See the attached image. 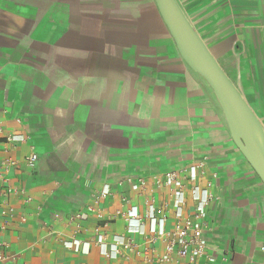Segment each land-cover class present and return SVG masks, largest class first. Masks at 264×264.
Returning <instances> with one entry per match:
<instances>
[{
	"label": "crops",
	"instance_id": "obj_1",
	"mask_svg": "<svg viewBox=\"0 0 264 264\" xmlns=\"http://www.w3.org/2000/svg\"><path fill=\"white\" fill-rule=\"evenodd\" d=\"M178 2L264 128V0ZM0 130V201L13 211L0 206V264H264V183L155 0H0ZM8 159L17 164L6 172ZM172 170L185 185L180 218L154 180ZM195 188L211 195L197 261H159L161 240L150 260L108 257L91 242L147 245L154 220L129 226L128 208L153 206L167 230L192 223ZM78 211L87 219L56 218Z\"/></svg>",
	"mask_w": 264,
	"mask_h": 264
},
{
	"label": "built area",
	"instance_id": "obj_2",
	"mask_svg": "<svg viewBox=\"0 0 264 264\" xmlns=\"http://www.w3.org/2000/svg\"><path fill=\"white\" fill-rule=\"evenodd\" d=\"M1 131V130H0ZM27 137L21 136H7L8 141H13L16 139H20L24 141ZM38 159V155L35 151H32L25 159V165L27 167H33ZM17 161L8 159L1 162L2 168L7 172L10 168L15 166ZM155 183L158 187H168L174 194L177 211L176 216H182V205L185 202L184 195V182L179 177L178 172L176 170L168 171L164 174L163 179L159 177H154ZM140 183L143 184L144 181L141 179ZM6 193H4L5 195ZM111 194L110 189L102 190L100 193L93 195V201L97 202L101 198H105ZM4 197V196H3ZM193 200L196 204V211L193 215V222L190 224H181L178 223L172 229L167 230L165 228L166 218L162 217L157 221L154 216L155 208L152 206L151 209H148L145 215H141L138 213H133L131 208H128L125 212H123V216L127 221L128 225L132 226L133 222L141 224L144 218H150L154 220V225L150 228V233L146 236V244L143 248H139V245L133 239H123L121 237H115L112 244L107 246L105 242L100 241L99 239H92L91 242L98 245L102 251V253L108 257H126L128 250H134L136 254L143 255L146 260L153 259L154 248L152 244L161 240L164 243V253L158 257V260L161 262H171L175 257L177 258H187L190 262L197 261L200 257L205 255L207 249V240L204 237V230L207 227L206 215H207V207L209 205L211 195L209 194H201L197 188L192 190ZM126 202L128 200L124 199ZM3 205L4 208L1 211V214L12 217V209L8 207L6 200L2 199L0 201V206ZM86 209L88 211L95 212L98 216L102 215V209L95 208L92 204H88ZM56 218L65 220L70 223L76 220H85L87 219V213L83 211H78L74 214H69L66 217H62L60 215H56ZM85 243L80 240H72L66 242V246L69 248H73L76 251L82 250ZM89 242L86 243L87 249L89 247ZM0 246L7 248L8 243L2 241ZM5 258V255L0 250V261ZM226 258H223L225 261Z\"/></svg>",
	"mask_w": 264,
	"mask_h": 264
},
{
	"label": "water",
	"instance_id": "obj_3",
	"mask_svg": "<svg viewBox=\"0 0 264 264\" xmlns=\"http://www.w3.org/2000/svg\"><path fill=\"white\" fill-rule=\"evenodd\" d=\"M183 60L213 89L231 135L264 183V128L178 0H155Z\"/></svg>",
	"mask_w": 264,
	"mask_h": 264
}]
</instances>
